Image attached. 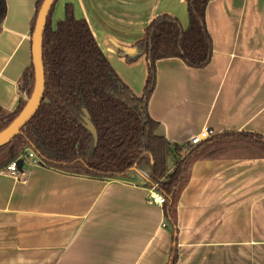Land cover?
I'll use <instances>...</instances> for the list:
<instances>
[{"label": "crops", "instance_id": "obj_1", "mask_svg": "<svg viewBox=\"0 0 264 264\" xmlns=\"http://www.w3.org/2000/svg\"><path fill=\"white\" fill-rule=\"evenodd\" d=\"M61 1V3H59ZM38 0H7L0 34V106L19 105L22 76L33 64ZM85 19L123 81L142 95L146 55L128 61L134 44L160 15L188 27L185 0H58L52 26L66 4ZM213 56L204 68L179 58L156 61L148 112L157 134L185 146L205 127L264 135V0H209ZM19 181L0 170V264H264V158L194 163L172 226L154 191L131 179L101 180L39 163L28 149Z\"/></svg>", "mask_w": 264, "mask_h": 264}, {"label": "trees", "instance_id": "obj_2", "mask_svg": "<svg viewBox=\"0 0 264 264\" xmlns=\"http://www.w3.org/2000/svg\"><path fill=\"white\" fill-rule=\"evenodd\" d=\"M43 1L37 3L33 33ZM185 1L188 27L177 17L160 15L134 44V54L126 56L131 62L146 55L148 78L140 96L120 77L88 22L76 17L72 4H66L65 17L56 27L52 26L55 3L43 37L46 77L43 101L20 133L0 147V170L24 159L30 149L39 163L68 174L101 180H133L140 171H145L148 177L141 183L156 186L165 196V216L175 226L177 202L189 183L195 162L264 158V135L257 132H214L187 152L184 146H174L157 134L159 124L148 112L156 84V61L179 58L190 67L204 68L213 56L214 43L206 21L209 0ZM7 9V0H0V34ZM35 81V68L31 64L22 76L16 110L0 106V132L23 111ZM177 261L174 235L169 264Z\"/></svg>", "mask_w": 264, "mask_h": 264}, {"label": "water", "instance_id": "obj_3", "mask_svg": "<svg viewBox=\"0 0 264 264\" xmlns=\"http://www.w3.org/2000/svg\"><path fill=\"white\" fill-rule=\"evenodd\" d=\"M57 0H44L40 11L38 13L35 30L33 33V65L35 68V88L34 91L18 117L2 132H0V147L8 144L15 138L23 127L34 117L37 113L41 102L43 101L45 92V66L43 58V37L45 26L50 14V11ZM93 128V126L91 125ZM19 170L23 169L24 160H17Z\"/></svg>", "mask_w": 264, "mask_h": 264}, {"label": "built area", "instance_id": "obj_4", "mask_svg": "<svg viewBox=\"0 0 264 264\" xmlns=\"http://www.w3.org/2000/svg\"><path fill=\"white\" fill-rule=\"evenodd\" d=\"M213 133L214 132L212 130H210L208 127H205L199 133L191 137L189 143L184 146V151L187 152L191 147L201 143L203 140H206ZM6 170L15 179L24 182L26 181V173L23 169L19 170L17 161L11 162ZM137 177H139L140 180H145L148 177V174L145 171H140ZM152 189H154V191L150 193L149 201L158 205H164V203L166 202L165 196L157 190L156 186H153Z\"/></svg>", "mask_w": 264, "mask_h": 264}, {"label": "rangeland", "instance_id": "obj_5", "mask_svg": "<svg viewBox=\"0 0 264 264\" xmlns=\"http://www.w3.org/2000/svg\"><path fill=\"white\" fill-rule=\"evenodd\" d=\"M59 3H61V1H60ZM27 151H28V150H27Z\"/></svg>", "mask_w": 264, "mask_h": 264}]
</instances>
